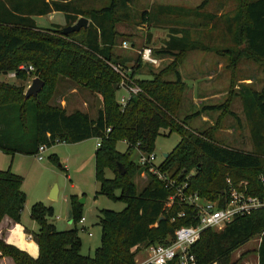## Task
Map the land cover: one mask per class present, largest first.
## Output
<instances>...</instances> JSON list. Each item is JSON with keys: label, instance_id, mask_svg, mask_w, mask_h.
I'll use <instances>...</instances> for the list:
<instances>
[{"label": "trees", "instance_id": "trees-1", "mask_svg": "<svg viewBox=\"0 0 264 264\" xmlns=\"http://www.w3.org/2000/svg\"><path fill=\"white\" fill-rule=\"evenodd\" d=\"M125 1L111 0L106 7L75 12L88 19L87 26L63 34V28L58 26L38 28L33 16L61 11L67 23H73L77 18L71 17L68 3L0 0V74L15 70L16 79L25 81L28 74L17 67L32 65L34 71L29 75L44 82L36 97L22 95L23 86L0 83V150L35 155L41 144L51 147L57 142L77 143L93 138L98 143L94 151V174L99 192L125 204L121 211L99 210V246L92 256H85L80 253L77 224L82 217V203L77 197H70L74 227L68 230H58L49 221L51 207L34 203L30 217L37 229L30 232L24 228V232L30 234L37 246L36 257L7 243L3 235L0 237V258H9L13 264H135L134 256L141 247L169 245L176 228L196 224L190 207L174 202L165 208L173 190L156 177L148 175L141 190L134 182L135 175L147 170L133 159L134 153L152 152L156 139L162 135L177 133L179 141L158 163V168L170 178L186 180L189 191L204 199L222 201L225 179L229 177L236 184L247 181V192L251 195L264 194V181L260 179L264 178V85L260 90L241 86L238 91L246 118L254 124L252 151L216 143L209 132H194L187 124L189 120L199 116L201 110H227L228 102L206 105L183 119L178 118L185 85L176 66L180 54L197 49L196 43L189 41L183 32L180 37L170 36L164 48L157 51L175 57L171 64L153 71L149 79H134L140 91L121 106L117 99L121 77L113 68L118 65L112 50L117 39L114 24L120 21L118 4L125 5ZM239 2L232 21L236 26L234 42L243 44L264 75V0ZM206 3L207 0L200 6ZM141 21L150 22L152 17L144 12ZM227 29L233 32L231 22ZM177 32L180 31H174ZM167 72L174 75L173 80L165 78ZM60 77L101 98V107L95 110L94 117L80 111L67 113L57 105L48 104ZM228 113L235 116L232 111ZM119 141L126 143L124 152L116 148ZM105 170H110L113 176L105 177ZM21 183L22 178L9 168L0 170V223L4 218L20 223L26 201ZM179 213L183 215L178 216ZM256 235H260L256 249L258 264H264V210L237 216L219 230L204 229L192 245L191 253L196 264H232L231 254Z\"/></svg>", "mask_w": 264, "mask_h": 264}, {"label": "rangeland", "instance_id": "rangeland-1", "mask_svg": "<svg viewBox=\"0 0 264 264\" xmlns=\"http://www.w3.org/2000/svg\"><path fill=\"white\" fill-rule=\"evenodd\" d=\"M56 1L68 3L71 17L77 19L73 23L68 24L66 21L64 25H61L50 24L47 17H41L37 19L38 25L49 27L41 29H50L55 26L64 28L72 25L80 17L86 18L75 12L87 13L92 9L106 7L111 2V0ZM203 1L205 0H126L125 5L119 3L117 15L120 21L114 24L117 39L112 50V57L121 69L127 71L128 75H133L134 78L129 77L135 85L134 79H140L139 76L149 75L150 78L153 71L171 64L175 57L157 51L164 48L170 36L180 37L184 33L189 41L196 43L197 49L180 54V62L176 66L185 85L178 118L183 119L184 116L200 111L206 105L228 102L227 110L204 112L201 110V114L189 120L187 124L196 133L209 132L216 143L252 151L254 124L246 118L238 91L241 86L260 90L264 85V75L259 63L246 53L243 44L234 42L236 26L232 21L240 6L239 0H207L206 4L200 6ZM144 12L152 17V21H141V14ZM60 17L62 16L57 15L53 21H58ZM230 22L233 24L232 33H229L227 29ZM174 31L180 32L174 33ZM125 42L128 43V48L123 47ZM144 46L153 49L154 55L160 59L159 66L153 67L138 61L137 50ZM29 73H26L28 78L25 81L0 74V83L7 82L23 86L22 95H25L32 80L38 78ZM165 78L173 80L174 75L167 72ZM126 95V91L122 88L117 91L118 100ZM202 96L204 98L201 101L195 99ZM48 104L57 105L67 113L80 111L87 113L90 117L95 116V96L67 78H59ZM229 111H232L237 118L230 115ZM178 141L177 133L162 135L156 139L152 151L156 164L162 160L163 154H168L172 150ZM41 145L45 146V144ZM116 148L124 152L126 143L119 141ZM95 149V139L89 138L77 143L57 142L51 147L45 146L42 160H38L36 154H9L0 150V170L9 168L22 178L21 190L26 196V201L21 212L20 223L29 230L37 229L36 223L30 217V208L34 203L41 202L51 207L52 217L49 221L54 222L58 230H68L74 227L71 219L70 197H77V201L83 199L81 216L85 218V221L83 224L78 223L77 228L81 241L80 253L85 256H92L95 248L99 246V210L121 211L125 207L123 202L111 200L99 192V183L94 174ZM138 156L137 150L133 159H137ZM148 175L150 174L147 170L135 175L134 182L138 190L147 183ZM112 176L110 170H105V177ZM54 187L56 198L53 199L50 196ZM259 238L260 235H256L235 250L231 254L230 262L257 264L256 249ZM146 257L147 253L141 247L134 256L135 264Z\"/></svg>", "mask_w": 264, "mask_h": 264}, {"label": "built area", "instance_id": "built-area-1", "mask_svg": "<svg viewBox=\"0 0 264 264\" xmlns=\"http://www.w3.org/2000/svg\"><path fill=\"white\" fill-rule=\"evenodd\" d=\"M123 47L128 48L127 42L123 43ZM137 54L141 63H147L153 67L160 64V59L154 55L153 49L149 46L138 49ZM113 68L121 77L120 88L127 93L126 96L120 97L118 100L121 106H124L127 99L138 93L140 89L130 80L127 71L119 66H113ZM17 70L29 73L34 71V68L32 65L20 64ZM6 76L16 78V71H10ZM96 146H98V143H96ZM44 150L45 146L40 145L38 147L36 153L38 160H42ZM138 153V163L147 167L149 174L163 182L167 188L173 190V193L168 196L165 202V208L170 207L174 202L190 207L194 211L196 224L176 228L174 238L169 245L155 244L145 247L144 251H146L147 257L136 264H169L172 262H176V264H196L195 256L191 253V247L198 241L204 229L219 230L237 216L249 215L254 211L264 210V194L262 196L249 194L247 192V181H240L236 184L229 177H226V187L223 191L222 201L204 199L197 192L189 191L186 180L177 181L160 171L152 152L146 153L138 150ZM260 179L264 181L262 176ZM182 215L183 213L178 214V216ZM84 221L85 218L81 217L79 223L83 224Z\"/></svg>", "mask_w": 264, "mask_h": 264}, {"label": "crops", "instance_id": "crops-1", "mask_svg": "<svg viewBox=\"0 0 264 264\" xmlns=\"http://www.w3.org/2000/svg\"><path fill=\"white\" fill-rule=\"evenodd\" d=\"M57 15H61L62 16V17H60L61 19H59L58 21H53V19ZM41 17H47L50 21V24L57 23V24L64 25L66 22L65 15L63 12L53 11V12H50L46 15L33 16L35 24L39 28H49V27H44V26L38 25L37 19L41 18ZM148 76H144V77L139 76V78L140 79H143V78L148 79L149 78ZM121 97H124V96H121ZM202 98H204V96H202L201 98H195V99H197L198 101H201ZM24 228H26L30 232L35 231L33 229L29 230L26 226L22 225L21 223L14 224L10 221V219L4 218L0 223V237H2V235H3V238L7 243L15 245V246L19 247L20 249L27 251L31 256L36 257L37 252H38L37 246L34 243V241L29 237L30 234H27L24 232ZM258 242H260V238H259ZM0 264H13V263L9 258H0ZM257 264H258V259H257Z\"/></svg>", "mask_w": 264, "mask_h": 264}, {"label": "water", "instance_id": "water-1", "mask_svg": "<svg viewBox=\"0 0 264 264\" xmlns=\"http://www.w3.org/2000/svg\"><path fill=\"white\" fill-rule=\"evenodd\" d=\"M87 24H88V20L84 17H80L76 21V23H74L72 25L65 26L62 29V33L68 34V33L79 31L81 28H85L87 26ZM43 86H44V82L40 78H34L32 80L31 85L26 90L25 96L26 97H31V96L36 97ZM101 104H102V101H101L100 97L97 94H95V110H98L100 108ZM167 155L168 154H163V157H166ZM118 169L120 170V173H122V174L124 173V169L120 164L118 165ZM50 197L53 199L56 198L55 187L52 189ZM78 201H79V203H83V199L78 200Z\"/></svg>", "mask_w": 264, "mask_h": 264}]
</instances>
